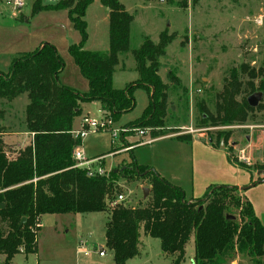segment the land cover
I'll return each mask as SVG.
<instances>
[{
	"label": "trees",
	"instance_id": "1",
	"mask_svg": "<svg viewBox=\"0 0 264 264\" xmlns=\"http://www.w3.org/2000/svg\"><path fill=\"white\" fill-rule=\"evenodd\" d=\"M108 9L109 46L106 52L82 48L86 39L85 10L92 0H55L42 5L35 0L32 12L42 9H66L69 20L81 34L79 44H71L69 53L86 79V92L59 81L64 62L54 45L41 43L30 52L13 57L7 71L0 72V255L2 264H11L18 254L36 252V224L45 214H79L106 212L104 247L112 253L114 264H124L140 254L142 234L156 238L171 264L185 258V247L193 237L194 254L190 264H231L246 257L248 264H264V225L254 213L252 204L239 196L234 186L209 187L202 198L185 199L183 191L160 177L146 165L130 156V174L112 169L104 174H88L75 166L72 151L81 139L72 136L74 120L85 102L98 101L101 110L112 120L135 106L130 84L115 88L112 74L119 56L130 53L138 74V85L146 88L148 102L139 122L150 137L166 135L162 117L166 114L168 85L158 70L159 58L175 38L162 30L157 42L143 36L137 48L129 46L133 15L119 0H99ZM162 1V0H161ZM179 8L187 0H163ZM199 0H191L196 5ZM237 2V0H231ZM169 75V74H168ZM246 75L247 80L242 78ZM170 82L177 83L168 76ZM259 78L258 86L254 80ZM264 90V64L257 69L246 63L230 69L223 78L222 89L215 95V123H242L260 108L251 107L247 96ZM25 94L28 144L9 149L3 140L5 110L1 102ZM153 127V129H149ZM178 138H188L176 135ZM12 153V155H11ZM264 175V166L260 168ZM146 179L149 195L143 204L112 203L120 192L118 177ZM235 211V212H234ZM25 221L20 224L21 220Z\"/></svg>",
	"mask_w": 264,
	"mask_h": 264
},
{
	"label": "rangeland",
	"instance_id": "2",
	"mask_svg": "<svg viewBox=\"0 0 264 264\" xmlns=\"http://www.w3.org/2000/svg\"><path fill=\"white\" fill-rule=\"evenodd\" d=\"M34 1L22 0V4L16 6L13 4L14 0H0V48L12 47L19 42L18 38L27 34L33 35L34 40L41 37L53 40L63 31L66 36L59 55L64 62V68L59 74V81L63 84L67 83L65 85L78 91L86 92V82L82 75L79 78L83 83L78 80L76 72L79 74L80 71L69 50L67 51L69 45L81 42L80 32L70 21L66 29L57 24L61 21L59 15L62 11L42 9L33 13ZM37 1L43 3L42 5L51 3V0ZM120 2L133 15L129 36L131 49L140 45L143 36L157 42L159 33L164 29H167L168 33L175 34L173 41L166 47L165 55L158 60L160 63L158 74L169 88L166 97V114L162 117L163 127L154 128L167 131V134L202 136L211 139L216 145L222 142L229 148L230 157L237 164L244 163L239 160L238 152L240 149H245L250 164L244 163V165L260 172L259 176L264 177L260 169L264 166L263 89L255 90L263 94L257 104L260 108L245 122L228 124L202 119V116L210 118L214 114L215 95L222 89L223 78L229 74L231 68L246 63L251 68L257 69L264 64V0H237V2L199 0L196 5H192L191 0H187L184 8L163 0H120ZM99 6L97 0L89 7L87 18H84L86 39L82 43V48L87 50L90 47L97 52H106L107 35L103 38L100 30L97 31L94 19L97 16L101 18L104 6ZM15 56L17 54L8 56L10 63ZM119 60L123 62V66L127 65L128 69L120 71L116 67L113 84L123 87L130 84L135 99L132 110L123 112L118 119L113 120L122 141L120 146L124 147L131 136H135L134 130L142 128L137 122L147 105L148 96L144 85H138V78L134 79L136 72L130 53L119 56L117 64ZM9 66L1 64L0 72L7 71ZM168 76L177 80V83L170 82ZM242 78L247 80L246 75H242ZM122 81L126 83L122 84ZM254 82L258 86L259 78ZM26 103L25 94L11 101L1 102V107L5 110L2 124L6 132L3 140L11 150L22 147L31 140V134L26 131L24 123ZM97 109L96 103L88 102L86 105V111H89L91 117L99 116ZM100 114L105 115L102 110ZM125 128L127 131L122 132L121 130ZM149 136L148 133L143 138ZM130 163L129 158L120 160L112 167L106 166L104 162L98 165L104 172L117 169L127 175L130 174L127 170H132ZM92 166L97 165L92 164ZM117 180L120 192L126 196L128 205L134 206L145 202L149 195V191L146 196L142 193L143 187L148 188L146 179L125 176L118 177ZM254 188L250 194L258 199L256 205L263 207L261 190L264 188V183L261 182ZM248 190H244L243 193ZM239 196L243 198L240 191ZM106 219V212H88L79 215L46 214L42 218L43 227L38 233L39 260L46 261V264H75V258L81 261L84 257L75 254V247L80 240L90 252L87 256L96 258L93 253L99 255ZM88 231H91L89 237L86 235ZM187 251L188 254L180 264H190L192 258L187 256L191 251L190 244L187 246ZM60 255L62 257H59ZM105 258H109L108 252ZM0 264H2L1 260ZM11 264H35L33 253H18L12 258ZM231 264H248V260L246 257H237L236 262Z\"/></svg>",
	"mask_w": 264,
	"mask_h": 264
},
{
	"label": "crops",
	"instance_id": "3",
	"mask_svg": "<svg viewBox=\"0 0 264 264\" xmlns=\"http://www.w3.org/2000/svg\"><path fill=\"white\" fill-rule=\"evenodd\" d=\"M96 1L97 0H92V2L86 7L84 18H87L89 7ZM50 2L51 3L49 4H52L55 1ZM99 5V7L103 6L100 1ZM104 8L102 9L101 18L97 16V18L94 19L96 22L97 31L100 30L103 38L105 35H107L109 46L108 9L106 8L105 10ZM49 10L62 11L60 12L61 15H59V19L61 21L57 24L60 27L64 26L66 29L70 21L67 10L50 8ZM65 36L66 34L63 31L61 35L58 33L53 40L47 39L45 37L34 40L33 35H24L23 37L18 38L19 42L17 44H13L12 47L6 49L0 48V65L6 64V66H9L10 62L8 60V56L10 57L12 54L18 55L20 53L30 52L43 43L44 40H48V43L54 45L57 52L60 53V48H62V46L64 47L63 40ZM87 50L96 51L90 47ZM116 67L120 71L128 69L127 65L123 66V62L121 60H119V64L114 67V71L116 70ZM114 71L112 74V85L115 88H121L123 86H114L113 84ZM80 75V73L77 74L76 72L78 80L83 83L80 80ZM136 78H138L137 72L134 79ZM84 81L86 82V88L88 89L85 78ZM124 82L126 83V81H122V84ZM90 103L97 104V110L100 115L101 107L99 102L91 101ZM87 104L88 102H85L81 105V116L75 118L74 128H77L79 120L82 116H91L89 111H86ZM140 140V137L133 135L131 136L130 140H128L126 146L121 147V140L111 144V138L108 132H89L82 138L80 148L84 158L88 160L101 158L99 161L92 163L93 165H98L100 162H104L106 166L110 165L112 167L120 160H126L132 156L135 158L138 164L149 166L155 170L160 177L164 178L172 185L179 187L183 191L185 199L187 200L202 198L209 187L221 185L237 187L241 195H243V198L247 199L252 204L254 213L264 225V188L261 190V201L263 207H258L256 205V201L258 199H255L250 194V192L255 189V185L261 182L264 183V177L259 176L260 173L258 171L245 166L244 163H235L230 157L229 148L224 146L222 142L216 145L211 139H206L202 136L190 135L188 138H178L174 134H166L153 137L150 142L138 144L129 149H125ZM247 189L249 190L243 193V191ZM45 215L40 217V229L38 232H40L43 227L42 218ZM90 233L91 231H88V234L86 235L89 237L91 235ZM140 242V254L128 259L124 264H171V260L162 252L158 239L142 234L140 237ZM189 244L191 251L187 256L191 259L194 254L193 237L190 238L188 244L185 247V255L188 254L187 246ZM102 247H104V232L103 242L99 248ZM38 252L39 244L37 240V249L36 252L33 253V259L35 264H46V261L39 260ZM107 252L109 254V258L106 259L105 257ZM89 253V250L82 245V241L80 240L78 245L75 247V254L76 256L84 255V257L81 259V261L78 258H75V264H80L81 262L82 264H114L112 253L108 250L104 251L105 254L103 256L97 255V253L94 252L93 255H95L96 258H91L90 256L88 257L87 255ZM59 257L62 256L60 255ZM0 260H3L2 255H0ZM235 262L236 260L233 261V263Z\"/></svg>",
	"mask_w": 264,
	"mask_h": 264
},
{
	"label": "built area",
	"instance_id": "4",
	"mask_svg": "<svg viewBox=\"0 0 264 264\" xmlns=\"http://www.w3.org/2000/svg\"><path fill=\"white\" fill-rule=\"evenodd\" d=\"M51 1H55V0H51ZM14 4L16 6H19L22 4V0H14ZM98 131L108 132L111 138V144H114L116 141L121 140L120 135L118 133V129L114 127L113 120L109 116L101 115V114L98 117H91L88 115L82 116L79 120L77 128H73L71 131V134L73 137L75 138L78 137L82 140V138L89 132H98ZM121 131L126 132L127 129L125 128V129H122ZM134 131H135L134 132L135 135L137 137H140L141 140L134 143L133 145L128 146L125 149H129L135 145L150 142L152 140V137L150 136L147 138H143L144 135L148 134V130L142 129V128H136ZM245 152H246L245 149H240L238 152V158L242 162L246 164H250L249 157L245 154ZM72 158L75 161V166L85 168L88 174H91L94 172L98 174L105 173L99 165L95 167L92 166V163L99 161L101 158H95V159H90V160L84 158L80 145L73 149ZM125 199H126V196L121 192L116 195L112 203L126 202ZM36 225L39 226V222ZM98 254L100 256H103L105 254L104 250L100 248V250L98 251Z\"/></svg>",
	"mask_w": 264,
	"mask_h": 264
},
{
	"label": "water",
	"instance_id": "5",
	"mask_svg": "<svg viewBox=\"0 0 264 264\" xmlns=\"http://www.w3.org/2000/svg\"><path fill=\"white\" fill-rule=\"evenodd\" d=\"M262 95L263 94H262L261 91H256V92H253L252 94H250L249 96H247L246 100H247L248 105L251 106V107H256L257 104L261 101ZM148 191H149V189L147 187H143L142 188L143 196H146ZM0 206L3 207L2 204H0ZM24 221L25 220L22 219L20 224H22Z\"/></svg>",
	"mask_w": 264,
	"mask_h": 264
}]
</instances>
